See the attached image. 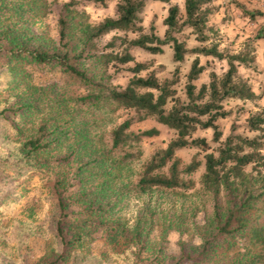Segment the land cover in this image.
Returning a JSON list of instances; mask_svg holds the SVG:
<instances>
[{
	"label": "trees",
	"instance_id": "trees-1",
	"mask_svg": "<svg viewBox=\"0 0 264 264\" xmlns=\"http://www.w3.org/2000/svg\"><path fill=\"white\" fill-rule=\"evenodd\" d=\"M79 1L66 0L60 4L56 16L57 40H52L44 33L33 32L29 26L33 20L18 12V9L12 8V13L19 15L16 20L11 23L0 20V56L3 58L0 63V81L4 83L2 88L7 89L8 96L14 98L11 106L5 109L0 107V128L6 122L11 132L20 134L18 138L28 131L20 141L13 142L6 136L3 138L0 129V144L8 149L5 159L13 160L15 170L25 172L46 165L49 158L61 165L92 155L108 158L109 154H103L102 147L94 146L99 135H89V124L95 120L82 116L79 107L91 106L94 110H101L105 104L113 103L116 107L134 112L133 116L108 130V151L134 143L141 137L157 134L158 129L154 126L136 132L128 130L134 121L150 117L170 128L175 137L165 147L151 153L141 164L134 190L144 192L154 187L190 189L193 181L183 179L181 175L192 173L200 160L193 155L186 165L178 168L173 153L178 148L198 147L203 155L199 183L213 199L209 228L201 233L203 243L207 245L215 237L243 243L247 257L242 264H264V172L259 169L264 167V153L261 152L264 150V106L244 117V129L256 132L253 135L229 134L221 140V131L215 122V118L226 117L229 113L223 108V101H253L262 96V92L254 93L250 83L237 75L238 66L255 68L251 48L226 53L218 48L217 42L205 44L207 31L212 29L206 24L208 7L205 3L208 0H182V16L176 5H167L161 36L153 31L152 25L149 31H142L139 13L145 0H116L114 15H106L97 22H90L87 13L76 7ZM95 1L104 3V0ZM23 5L22 9L28 13L43 14L49 4L46 0H24ZM242 12L249 18L259 13L247 9ZM187 27L199 45L186 48L184 41L179 39L177 34ZM113 30L133 32L135 35L127 38L113 33L99 45L97 40ZM168 43L172 49L171 59L175 63L182 61L184 54H193L185 73L186 102L176 95L174 86L179 81L177 68L171 77L160 80L151 70L140 75L138 72L146 68V63L133 60L129 54L135 46L150 53H159L162 52V45ZM197 54L222 59L226 63L221 75L209 70L208 81L200 83L198 87L192 80L206 66L198 61ZM129 62H132L128 68L132 76L122 88L114 87L109 83L107 67L116 68V64ZM27 64L47 69L58 68L85 86L87 91L63 97L60 86L55 82L44 85L30 83L25 68ZM46 96L51 97L48 102L40 101ZM167 103L170 106L166 107ZM33 118L37 120L29 123ZM197 128H211V140L218 142L216 153L209 150L210 145L204 136L192 135ZM52 151H55V155L51 157ZM61 151L65 154L57 157L56 154ZM135 157L133 153L125 152L116 164L112 162L108 166V171L104 168L99 171L105 176ZM248 164L251 168L246 171L244 167ZM164 165L166 172L159 170ZM91 175L98 174L93 172ZM62 181V177H53L60 208L61 192L68 184L62 187ZM6 182L4 176L0 177V189L5 199L10 200L15 192L10 186L2 187ZM9 183L11 185V181ZM4 202V197L0 196V205L4 206ZM57 224L54 223V231L61 239V244L54 243L55 249L80 241L82 235H74L77 239L72 242L70 239L65 241ZM102 226L105 229L112 228V224ZM58 254V258H61L62 254ZM180 256L189 258L183 250ZM194 257L196 254L191 258Z\"/></svg>",
	"mask_w": 264,
	"mask_h": 264
},
{
	"label": "rangeland",
	"instance_id": "rangeland-1",
	"mask_svg": "<svg viewBox=\"0 0 264 264\" xmlns=\"http://www.w3.org/2000/svg\"><path fill=\"white\" fill-rule=\"evenodd\" d=\"M46 1L49 5L44 13L38 11L39 13L34 14L22 9L24 0H0V20L4 23L16 20L19 15L12 13V8L18 9V12L33 20L29 25L33 32L44 33L52 40H57L56 16L60 4L66 0ZM115 2L116 0H104L100 4L95 0H80L76 7L87 13L90 22H97L106 15H114ZM181 3L182 0H145L139 13L142 31H149L152 25L153 31L161 36L164 29L162 19L167 5H176L182 16ZM205 5L208 7L206 24L212 27L207 31L208 39L205 44L217 42L218 48L226 53L251 48L255 68L238 66L237 75L244 80L250 78L249 82L254 90L264 93V0H208ZM243 9L257 10L259 13L249 18L242 12ZM113 33L127 38L135 35L133 32L113 30L100 37L98 44H103ZM177 36L184 41L186 48L200 44L189 27ZM171 52L168 43L162 45V52L159 53H150L135 46L129 54L133 60L146 63V68L138 72L140 75L151 70L160 80L171 77L177 68L179 81L174 86L176 95L182 102H186L185 73L193 54H184L183 60L175 63L171 59ZM197 58L200 63L205 64L206 69L192 80L196 87L208 81L209 70L221 75L226 68L222 59L216 60L200 54H197ZM2 60L0 56V63ZM115 66L116 68L107 67L109 83L122 88L133 74L128 70L132 62ZM25 68L30 83L44 85L55 82L60 86L63 97L87 91L85 86L58 68L47 69L35 64H27ZM2 86L4 83L0 81V107L5 109L13 104L14 98L8 96L7 89ZM50 98L46 96L40 101L46 103ZM260 100L263 102V97L256 101H223V108L229 110V113L226 117L215 118L221 131L219 138L222 140L229 134H255L256 132L244 129V117L264 106ZM168 106L169 103L166 104ZM78 109L86 119L95 120L89 124V135H99L94 146L102 147L103 154H109L108 158L92 155L79 161L72 160L66 165L49 158L46 165L23 172L15 170L13 160L5 159L8 149L0 144V177L4 176L8 181L2 187L10 186L15 192L13 199L6 200L0 189V196L5 200L4 206L0 205V264H242L246 261V247L243 243L229 242L220 237L211 238L207 245L203 243L201 233L209 228L213 199L199 183L203 155L198 147L192 145L178 148L173 153V159L178 161V168L186 165L193 155L200 160L192 173L181 175L183 179L193 181L190 189L154 187L138 192L134 190V184L141 164L155 150L165 147L175 137V133L164 124L145 117L134 121L128 130L136 132L154 126L158 129L157 134L141 137L134 143L108 151V130L133 116L134 112L116 107L113 103L105 104L101 110H94L91 106ZM36 120L33 118L29 123ZM3 125L0 128L2 136L10 141H20L28 134L25 131L18 138L19 133L11 132L6 122ZM211 133V128H197L192 135L204 136L210 145L209 150L216 153L218 142L211 140ZM125 152L137 157L120 169L102 176L100 168L108 171V166L112 162L113 165L116 164ZM261 152L264 153V150ZM64 154L61 151L56 156ZM53 155L55 151L50 154L51 157ZM250 168L251 165L248 164L244 170L248 171ZM259 169L264 172V167ZM159 170L166 172V165ZM93 172L98 175H91ZM54 176L57 179L62 177V187L68 183L61 192V208L53 186ZM56 222L65 241L70 239L72 242L77 239L74 235H82L80 241L71 243V246H56L55 249L54 243L61 244V239L54 231ZM103 224H112V228L105 229ZM182 250L189 258L180 256ZM58 253L62 254L61 258H58ZM194 254L196 257L191 258Z\"/></svg>",
	"mask_w": 264,
	"mask_h": 264
},
{
	"label": "crops",
	"instance_id": "crops-1",
	"mask_svg": "<svg viewBox=\"0 0 264 264\" xmlns=\"http://www.w3.org/2000/svg\"><path fill=\"white\" fill-rule=\"evenodd\" d=\"M247 80V82H249L250 81V78L249 79H246ZM250 83V82H249ZM250 86H251V89L253 90V92L254 93H259L258 92V90L257 91H255L254 90V87L250 84ZM263 97V99H264V93H262V96L259 98V99H261ZM246 100H248V99H246ZM257 100V99H256ZM256 100H253V101H256ZM252 101V100H251ZM260 103H264V101L263 102H261V100H260Z\"/></svg>",
	"mask_w": 264,
	"mask_h": 264
}]
</instances>
